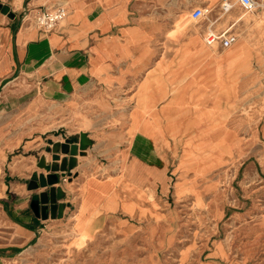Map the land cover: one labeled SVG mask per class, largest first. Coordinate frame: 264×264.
<instances>
[{
  "label": "crops",
  "instance_id": "1",
  "mask_svg": "<svg viewBox=\"0 0 264 264\" xmlns=\"http://www.w3.org/2000/svg\"><path fill=\"white\" fill-rule=\"evenodd\" d=\"M168 1L75 0L68 18L43 33L34 13L60 0H0L10 9L8 15L0 12V264L70 218L71 234L81 245L96 224L123 226L145 216L152 195L169 197L173 168L182 175L185 161L215 162L223 155L216 151V114L237 110L250 50L238 41L217 53L222 49L209 46L190 26H180L172 39L178 28L153 19L161 15L153 7ZM215 19L211 15V23ZM220 22L218 31L225 29L217 27ZM36 101L59 103L69 113L91 105L104 114L114 108L117 125L96 122L88 130L19 141L18 119ZM82 133L91 144L79 152L74 182L61 185L65 176L59 172L52 186L66 193L64 218H36L31 205L51 186H29L34 176L53 174L49 142L79 144ZM69 157L60 152L61 160ZM73 186L81 192L77 203L71 201Z\"/></svg>",
  "mask_w": 264,
  "mask_h": 264
},
{
  "label": "rangeland",
  "instance_id": "2",
  "mask_svg": "<svg viewBox=\"0 0 264 264\" xmlns=\"http://www.w3.org/2000/svg\"><path fill=\"white\" fill-rule=\"evenodd\" d=\"M60 2L70 15L75 0ZM258 2L264 7V0ZM221 4V0H169L153 7L161 10L160 17L153 19L176 26L174 40L185 24L205 39L211 21L196 23L191 13L206 6L215 19ZM231 14L217 27H229L243 18L233 30L239 43L249 48L251 66L240 81L237 110L216 114V151L223 154L221 158L185 161L182 175L173 168L169 197L152 195L145 216L132 217L123 226L96 224L91 239L81 245L71 234L70 218L66 225L43 233L9 264H264V8L246 13L237 5ZM24 110L18 119L19 141L88 130L96 122L111 128L118 121L117 110L104 114L97 105L83 113H69L59 103L36 101ZM222 142L230 145L223 148ZM226 155L234 159L226 161ZM70 173L67 185L74 182ZM72 189L71 201L77 203L81 192Z\"/></svg>",
  "mask_w": 264,
  "mask_h": 264
},
{
  "label": "water",
  "instance_id": "3",
  "mask_svg": "<svg viewBox=\"0 0 264 264\" xmlns=\"http://www.w3.org/2000/svg\"><path fill=\"white\" fill-rule=\"evenodd\" d=\"M0 12H2L5 15H8L10 12V9L8 7H3V5L0 4ZM90 141L87 138V136L82 133L81 139L79 144H73L70 143H53V141L49 142L50 147H48L47 152L53 153V165L51 166V171L53 174L49 175L48 177H45L43 175L34 176L32 178V183L29 186L30 190H36L39 186L42 188H47L48 186H51L49 192L42 193L39 195V199L37 201H34L31 205V209L33 210L36 218L41 220H48L49 217L51 219H63L64 218V212L66 208V204L63 202L66 193L64 192L62 187H52L53 185H56L60 177L58 174L61 172L63 176L67 172H71L73 169L77 167V157L79 155V152L81 154H84L83 152L90 146ZM60 152L63 154L69 155V159H63L60 158ZM61 163L59 164V162ZM40 167L45 168L46 167V158H41L40 161ZM71 174V173H69Z\"/></svg>",
  "mask_w": 264,
  "mask_h": 264
},
{
  "label": "built area",
  "instance_id": "4",
  "mask_svg": "<svg viewBox=\"0 0 264 264\" xmlns=\"http://www.w3.org/2000/svg\"><path fill=\"white\" fill-rule=\"evenodd\" d=\"M237 5L246 11V13H254L258 11V9L264 8L258 0H223L218 18L210 24L206 34V42L209 46H218L222 50H227L239 41V34L233 30L237 24L236 22L221 31L215 28V25L227 15L231 14ZM212 14L213 11L208 7L199 6L193 9L191 19L196 23H203L205 21H210ZM68 16L69 10L67 6L65 4H59L55 7L35 12L33 21L38 30L43 33H51L59 27ZM262 105L264 106V104ZM71 178L72 177L66 173L61 185L66 184Z\"/></svg>",
  "mask_w": 264,
  "mask_h": 264
},
{
  "label": "bare ground",
  "instance_id": "5",
  "mask_svg": "<svg viewBox=\"0 0 264 264\" xmlns=\"http://www.w3.org/2000/svg\"><path fill=\"white\" fill-rule=\"evenodd\" d=\"M240 20H241V19H238V22H240ZM189 26H190L189 24H185V25L182 26V28L185 30V29H187V27H189ZM227 50H228V49H227Z\"/></svg>",
  "mask_w": 264,
  "mask_h": 264
}]
</instances>
